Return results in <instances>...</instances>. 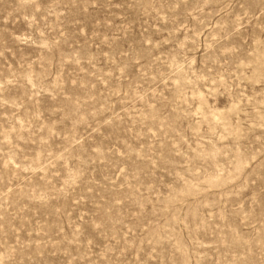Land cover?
<instances>
[{
	"label": "rangeland",
	"instance_id": "rangeland-1",
	"mask_svg": "<svg viewBox=\"0 0 264 264\" xmlns=\"http://www.w3.org/2000/svg\"><path fill=\"white\" fill-rule=\"evenodd\" d=\"M0 264H264V0H0Z\"/></svg>",
	"mask_w": 264,
	"mask_h": 264
}]
</instances>
